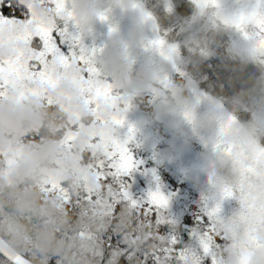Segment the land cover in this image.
I'll list each match as a JSON object with an SVG mask.
<instances>
[{
	"label": "rangeland",
	"instance_id": "rangeland-1",
	"mask_svg": "<svg viewBox=\"0 0 264 264\" xmlns=\"http://www.w3.org/2000/svg\"><path fill=\"white\" fill-rule=\"evenodd\" d=\"M180 2H184L188 11L183 17L177 12ZM28 3L31 4L35 16L42 20L35 8L36 0H28ZM72 3L73 0H66L67 10L71 11ZM51 4L54 7V4ZM139 4L151 17V24L148 42H130L137 56V68L145 62L164 64V82L178 83L188 94L200 99L199 111H205L210 103L227 107L223 101L201 89L188 72L196 59L205 60L220 51L228 53L235 42L250 40L252 48L247 59L241 61L257 69L261 77H264V54L254 47V41L250 39V36L259 31L255 24L250 23L241 29L234 23H225L223 19H218L213 10L205 17L200 0H139ZM4 5H8V0H5ZM3 6H0L2 13ZM226 8L237 18L254 10H264V0H237ZM158 9L164 17L163 21H159L157 17ZM105 11H108L107 7ZM131 20V16L119 12L108 15L97 20L95 35L85 37L81 33L79 22L73 16L64 17L56 24L63 33H57L58 42L66 54L72 51L80 53L81 50L85 53L95 51L92 59L97 70L96 79L110 84L111 80L104 67V53L114 30H120L127 36ZM161 40L164 42L163 46L157 43ZM36 43L37 39L34 38L32 46L35 47ZM19 47L17 41L10 38V34L6 32L0 41V58L16 55ZM23 47L26 55L31 57V46L24 44ZM74 65L78 67L74 68ZM85 67L79 61H73L67 71L63 68L57 69L58 79L53 83H44L39 77H30L18 83H9L0 90V101L11 100L17 107L29 105L37 111H41L42 107L57 105L66 116V125L60 124L52 128V131L62 132L59 138L51 139L58 142L56 160L51 170L37 178L19 176L18 172L38 147L48 141L45 139L37 143L26 139L27 135L39 130L42 122L0 129L3 133V138H0V179L8 186L28 181L30 187H37L42 200L54 198V202L56 200L61 203L79 191L86 194L89 187L97 183L95 165L97 161L107 158L111 142L126 141L135 167L123 179L133 198L147 202L151 192L161 191L168 198L167 207L162 210L166 220L161 223L167 226L166 238H174L175 243L180 244L179 251L196 255L199 264H213V258L203 249V237L209 223L200 217L193 207L199 206L204 200L208 206L206 210L210 212L219 205V222L214 227L213 237L216 248L213 251L217 264H220L221 257L231 246L232 240L219 225L236 219L250 233L256 223L254 215L249 214L245 221L239 219L241 212L248 213L251 206H264V165L256 166L252 173L244 171L252 165L257 148L251 154L238 155L234 160V173L228 170L220 174L213 173L209 177V183L205 185L207 173L203 168H190V171L186 172L187 161L198 158L204 163V153L209 148L208 142L196 134L190 122H184L182 128L172 127L168 118L156 116L155 93L133 97L125 117L121 116L118 111L121 104L116 94L123 96L131 91L112 88L110 98L94 101L79 79L80 76L87 75L84 72ZM69 79L78 86L83 102H87L85 108L73 104L71 94L65 95L58 91L62 83ZM109 104L117 109L110 116L105 115L104 111L105 106ZM121 117L124 123H116L117 118ZM174 145L193 149V153L181 161L173 148ZM157 148L158 158L154 155ZM163 170L168 171L175 181L183 185L174 186L162 176ZM228 190H231V196H225ZM104 191L106 193V188ZM141 209H133L131 212L139 213ZM144 211L145 214H155L157 217L155 210L146 212L144 208ZM6 221L7 219H3V222Z\"/></svg>",
	"mask_w": 264,
	"mask_h": 264
},
{
	"label": "clouds",
	"instance_id": "clouds-1",
	"mask_svg": "<svg viewBox=\"0 0 264 264\" xmlns=\"http://www.w3.org/2000/svg\"><path fill=\"white\" fill-rule=\"evenodd\" d=\"M200 6L205 11V17L213 10L216 17L223 19L225 23L235 19L222 0H200ZM35 8L38 16L44 21L59 24L65 17L63 13L55 10L50 0H36ZM71 12L79 22L81 33L85 37L96 34L95 25L98 19L118 12L132 18L127 36L120 30H114L104 53V67L112 88L132 90L127 95L116 94L121 104L118 109L121 116L125 117L133 97L143 95L145 90L155 89V115L168 118L172 127L182 128L184 122H190L196 134L208 142L209 148L204 153V163L209 176L225 170L234 173V160L240 153L251 154L254 149L264 147V77L254 80L250 87L238 93L227 108L210 103L208 108L201 112L200 99L188 94L178 83L164 82V64L145 62L137 68V56L130 42H148L151 24V17L140 7L139 0H73ZM251 48L250 40L235 42L230 47L228 56L238 60L247 59ZM58 91L65 95L71 94L72 103L78 107L83 106L78 86L70 79L65 80ZM245 108L250 113L249 119H237V113ZM114 110L117 109L111 104L106 105L105 115L110 116ZM45 115L46 111H37L29 105L17 107L11 100L0 101V129L41 123ZM51 124L52 121H49V126ZM0 138H3L2 132ZM57 143L48 140L39 146L35 154L22 165L18 175L37 178L51 170L57 157ZM23 192L24 195L17 201V207L38 208L40 214L47 218L40 229L37 243L45 251L57 248L60 241L57 240L56 232L61 225L67 223V219L55 204L54 198L40 203L41 196L35 185L24 189ZM219 227L227 232L232 240L231 246L222 255L220 264H242V261H246V264H264V227L255 232L256 244H249V230L243 227L239 220L222 223ZM31 243L27 226L19 224L12 233L10 246L14 250H20Z\"/></svg>",
	"mask_w": 264,
	"mask_h": 264
},
{
	"label": "trees",
	"instance_id": "trees-1",
	"mask_svg": "<svg viewBox=\"0 0 264 264\" xmlns=\"http://www.w3.org/2000/svg\"><path fill=\"white\" fill-rule=\"evenodd\" d=\"M185 7L184 2H180L177 7V12L182 17L188 14ZM23 10H26V6ZM2 11L5 16L14 14L19 19L24 17L21 14L22 10L15 6L10 8L8 5H4ZM157 12L159 21H163L164 17L160 9ZM164 21L168 22V20ZM188 72L199 83L201 89L223 101L226 107L238 93L250 87L254 80L262 78L257 69L244 64L241 60L229 57L225 51H220L205 60L196 59L190 65ZM41 111H46L41 127L38 131L27 135L26 139L41 143L45 139L59 138L62 132L52 131V128L60 124L66 125L65 114L57 105L42 107ZM249 117L250 113L247 108L237 113V118L240 120L246 121ZM49 121H52L51 126H49ZM154 155L159 157V148L155 150ZM162 176L174 186L183 185V183L179 184L175 181L166 170L162 171ZM27 187H30L28 181L8 186L0 179V236L10 244L15 228L21 223L26 225L32 243L16 251L34 264H108L112 252L117 249L123 250L124 254L117 258L116 264H155L151 255L153 246L158 248L161 242L157 237L159 235L166 237L167 234V226L161 223L157 225L155 214H145L144 208H142L139 213L130 211L122 215L125 213L124 205L118 204L111 216L102 221L86 202L85 194L80 191L77 194H71L61 203L55 200V204L67 219V223L61 225L56 232L60 245L45 251L37 243V240L40 229L47 218L40 214L38 208L20 209L17 207V201L24 195L23 190ZM40 203H44L42 198ZM207 207V203L203 200L199 206H194L193 209L198 211L197 214L201 215L200 217H203L206 222L210 223ZM97 211L102 212L103 208H99ZM3 219H7V221L3 222ZM89 233L93 234L95 240L89 238ZM222 234L224 235L223 231ZM126 237L128 240L137 241V243L130 246L125 242ZM94 242L99 243L102 256H93L86 251V246H90ZM174 247L179 251L180 244L175 243ZM130 252H135L132 260L128 258ZM145 253L149 254L147 261H145ZM0 261L7 264L3 257H0Z\"/></svg>",
	"mask_w": 264,
	"mask_h": 264
},
{
	"label": "snow or ice",
	"instance_id": "snow-or-ice-1",
	"mask_svg": "<svg viewBox=\"0 0 264 264\" xmlns=\"http://www.w3.org/2000/svg\"><path fill=\"white\" fill-rule=\"evenodd\" d=\"M50 2L54 4L55 10L58 13H63L66 18L73 16V13L66 9V0H50ZM4 3L5 0H0V6H3ZM14 6L22 10L21 14L24 19H19L14 14L5 16L0 12V41L3 40L5 33L8 32L10 38L15 39L20 46L16 55L0 58V90L4 89L9 83H18L30 77H39L44 83H53L58 79V68H63L67 71L73 61H79L81 65L86 66L84 72L87 73L86 76L82 75L79 79L86 90L89 91L93 100L99 102L101 98H110L112 96V86L96 79L97 70L93 65L92 59L95 51L85 53L81 50L80 53L72 51L66 54L58 42L57 33L60 32V29L55 23L38 19L33 13L32 6L28 3V0H8V7L12 8ZM24 6H26V10H23ZM226 22L234 23L241 29L250 23L255 24L259 31L250 36V39L254 41V47L261 54H264V10H254L247 15H241ZM16 29H19V31H16ZM60 34L63 33L60 32ZM245 34L248 35V33ZM34 38L37 39L35 47L32 46ZM157 43L163 46L164 42L161 40ZM24 44L31 46L33 53L31 57L26 55ZM116 123L123 124V118H117ZM129 139H131V136ZM260 165H264V147L256 149L252 158V165L244 169V171L252 173L255 171L256 166ZM95 167L97 183L89 187L85 196L88 205L95 214H98L102 221L111 216L115 206L118 204L124 205L125 213H122V215L129 213L133 209L145 208L146 212L156 211L158 217L157 225L166 220L162 210L167 207L168 198L161 191L151 192L147 202L134 199L129 191V186L123 177L135 167V161L127 147L126 141H112L107 158L97 161ZM103 181H108V183L105 184ZM105 188L106 193L104 191ZM231 195V190L225 192V196ZM242 198L247 199L246 197ZM99 208H103V211L98 212ZM218 212L219 205L210 210L211 221L203 237L204 252L212 255L213 264H217L213 251L216 248L213 237L215 235L214 227L219 222ZM249 214L254 215L256 221L255 226L249 233V244H256L255 232L258 228L264 227V206L259 208L251 206L248 213L241 212L239 219L246 221ZM88 236L90 239L95 240L93 234L89 233ZM157 239H159L161 244L158 248L153 246L151 253L155 264H199V259L196 255L178 251L174 247V238L169 239L159 235ZM125 242L130 246L137 243V241L128 240L127 237ZM86 251L93 256L103 255L98 242L86 246ZM123 254V250H114L108 264H116L117 258ZM148 255V253H145V261H147ZM134 256L135 252H130L128 254L129 260H132ZM0 257H3L7 264H27L25 258L4 251H0ZM0 264H3V261H0ZM242 264H246V261H242Z\"/></svg>",
	"mask_w": 264,
	"mask_h": 264
},
{
	"label": "water",
	"instance_id": "water-1",
	"mask_svg": "<svg viewBox=\"0 0 264 264\" xmlns=\"http://www.w3.org/2000/svg\"><path fill=\"white\" fill-rule=\"evenodd\" d=\"M234 1H237V0H222V3L225 6H228L229 4H231ZM129 90L132 91L131 89H129ZM150 92H155L157 94L155 89L145 90L144 93H150ZM86 106H87V102H83V106H81L80 108H85ZM173 148H174L176 154L178 155L179 160H181V161H183L192 152V150L190 148H186V147L180 146V145H174ZM187 165H188V168L186 169V172H189L190 168H201L202 167L205 170V163H202L198 158L189 159L187 161ZM209 177L210 176L208 174L205 175V181H204L205 185H207L209 183ZM0 251H4L7 253H11L12 255L21 256V257L25 258L18 251L14 250L10 246V244L5 240V238H3L2 236H0ZM25 259H26L27 264H34L33 262H31L27 258H25Z\"/></svg>",
	"mask_w": 264,
	"mask_h": 264
},
{
	"label": "flooded vegetation",
	"instance_id": "flooded-vegetation-1",
	"mask_svg": "<svg viewBox=\"0 0 264 264\" xmlns=\"http://www.w3.org/2000/svg\"><path fill=\"white\" fill-rule=\"evenodd\" d=\"M150 93H155V92H150ZM150 93H144V95H149ZM156 94V93H155ZM192 150V152H191V154L190 155H188L186 158H188V157H190L191 155H192V153H193V149H191ZM185 158V159H186ZM202 168V167H201Z\"/></svg>",
	"mask_w": 264,
	"mask_h": 264
}]
</instances>
